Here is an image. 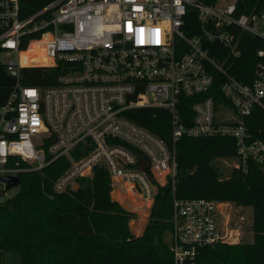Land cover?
<instances>
[{"label":"built area","instance_id":"1","mask_svg":"<svg viewBox=\"0 0 264 264\" xmlns=\"http://www.w3.org/2000/svg\"><path fill=\"white\" fill-rule=\"evenodd\" d=\"M26 1L0 0V65L15 80L0 106V176L20 178L62 158L56 192L100 166L111 191L152 204L175 175L183 136L230 137L234 170L264 169V138L247 123L264 110V45L249 81L232 73L240 33L264 42V0L249 13H238L245 0H50L30 11ZM188 10L196 31L186 29ZM25 68H55V81L23 84ZM184 99H194L190 115ZM139 108L166 111L169 140L130 118ZM219 202L173 197L172 264H196L205 247L228 243Z\"/></svg>","mask_w":264,"mask_h":264},{"label":"trees","instance_id":"2","mask_svg":"<svg viewBox=\"0 0 264 264\" xmlns=\"http://www.w3.org/2000/svg\"><path fill=\"white\" fill-rule=\"evenodd\" d=\"M48 1L23 3L30 11ZM259 3L260 0H245L239 3L238 13L255 11ZM189 26L196 31L192 10L186 17V29ZM240 36L241 54L232 73L249 81L259 60L256 50L264 42L249 33ZM32 50L23 55L27 61L32 58ZM56 72L55 68H25L22 82L52 84ZM14 82V77L0 65V106L7 101ZM218 87L216 82L212 91L217 92ZM184 100L190 115L194 99ZM129 116L169 140L170 118L166 111L139 108ZM247 123L255 138H264L262 108L256 107ZM175 152V175L157 187L148 222L140 235L130 230L133 214L111 199L110 179L103 167H95L92 176L79 178L75 189L63 192L53 188L54 180L67 165L62 158L41 171L20 175L19 190L0 200V260L4 258L8 264H172V200L180 196L209 197L252 208L254 242L205 247L196 264H264V169L251 163L246 174L233 170L228 180L217 186L212 185L217 174L213 163L218 158L235 157L232 138L183 136L176 142Z\"/></svg>","mask_w":264,"mask_h":264},{"label":"rangeland","instance_id":"3","mask_svg":"<svg viewBox=\"0 0 264 264\" xmlns=\"http://www.w3.org/2000/svg\"><path fill=\"white\" fill-rule=\"evenodd\" d=\"M216 170V181L212 180V185L228 180L231 172L234 170L232 160L226 158H218L213 163ZM2 194L0 200L13 196L18 190L19 186L4 190L1 188ZM112 190V187H111ZM113 198V199H112ZM111 199L117 201L118 204L133 214L129 220V227L133 234L142 233L146 223L148 222L152 204L145 205L141 200L135 199L127 191H124L123 200H116L115 194ZM218 209L220 211L221 221L219 220L220 227L222 228L226 241L228 243H248L254 242V233L252 231V208L238 205L231 201L219 202ZM140 229V231H137ZM1 264H8L6 259L0 260Z\"/></svg>","mask_w":264,"mask_h":264},{"label":"water","instance_id":"4","mask_svg":"<svg viewBox=\"0 0 264 264\" xmlns=\"http://www.w3.org/2000/svg\"><path fill=\"white\" fill-rule=\"evenodd\" d=\"M0 182L4 184L3 189L8 190L10 188L19 186L20 178L17 175H4L0 176Z\"/></svg>","mask_w":264,"mask_h":264},{"label":"crops","instance_id":"5","mask_svg":"<svg viewBox=\"0 0 264 264\" xmlns=\"http://www.w3.org/2000/svg\"><path fill=\"white\" fill-rule=\"evenodd\" d=\"M113 194H115L116 200H120L121 201L124 198V192H122L120 190L111 191V194H110L111 198H112ZM137 231H140V229H137ZM140 234H138V235H140ZM134 235H136V234H134Z\"/></svg>","mask_w":264,"mask_h":264},{"label":"bare ground","instance_id":"6","mask_svg":"<svg viewBox=\"0 0 264 264\" xmlns=\"http://www.w3.org/2000/svg\"><path fill=\"white\" fill-rule=\"evenodd\" d=\"M30 50H31V49H30ZM30 50H29V51H30ZM27 53H28V52H27ZM39 53H40V54H42V52H41V51H39ZM23 55H24V54H23Z\"/></svg>","mask_w":264,"mask_h":264}]
</instances>
